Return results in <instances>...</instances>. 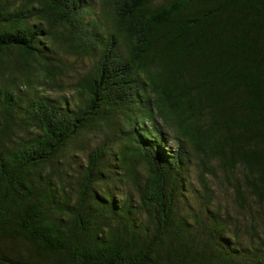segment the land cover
I'll list each match as a JSON object with an SVG mask.
<instances>
[{"label":"trees","instance_id":"16d2710c","mask_svg":"<svg viewBox=\"0 0 264 264\" xmlns=\"http://www.w3.org/2000/svg\"><path fill=\"white\" fill-rule=\"evenodd\" d=\"M0 264H264V0H0Z\"/></svg>","mask_w":264,"mask_h":264},{"label":"rangeland","instance_id":"374dc122","mask_svg":"<svg viewBox=\"0 0 264 264\" xmlns=\"http://www.w3.org/2000/svg\"><path fill=\"white\" fill-rule=\"evenodd\" d=\"M72 64H74V65H72L74 71H76V69H77V70H80L82 72V71L89 69L93 64V61H91L89 59L76 60V61H73ZM77 75H78V73H77ZM65 82H67V81H65ZM51 92L55 96L56 95H62V94H66L67 96H70L72 94L70 87L66 84H65L64 90H51ZM194 175L196 176V172L194 173Z\"/></svg>","mask_w":264,"mask_h":264}]
</instances>
